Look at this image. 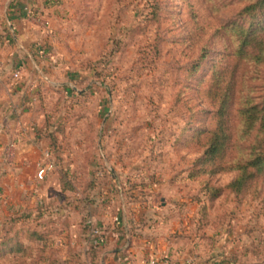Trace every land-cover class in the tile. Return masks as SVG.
<instances>
[{
  "label": "rangeland",
  "instance_id": "374dc122",
  "mask_svg": "<svg viewBox=\"0 0 264 264\" xmlns=\"http://www.w3.org/2000/svg\"><path fill=\"white\" fill-rule=\"evenodd\" d=\"M244 6L0 0V264H117L140 239L173 264H264V170L232 186L264 155V127L239 119L264 106V65L234 54L238 27H264ZM211 86L231 140L206 162Z\"/></svg>",
  "mask_w": 264,
  "mask_h": 264
},
{
  "label": "trees",
  "instance_id": "16d2710c",
  "mask_svg": "<svg viewBox=\"0 0 264 264\" xmlns=\"http://www.w3.org/2000/svg\"><path fill=\"white\" fill-rule=\"evenodd\" d=\"M239 1L241 4L245 5L239 13L241 17L250 18L256 14H264V0ZM257 26L252 31L245 30L242 26L236 29L238 36L236 38V51L234 54L237 59L247 63L250 61L259 65H264V27H261L258 31L259 27ZM207 95L218 102V107L215 114L214 129L205 136L206 149L203 156L206 162L222 158L231 140L230 130L227 129L226 120V107L228 105L222 100L224 95L219 96L217 88L213 86L208 89ZM239 119L240 123L248 129L252 127L255 128L257 125L264 127V106L260 107L257 104L245 103L244 109L239 112ZM237 166L240 174L233 182L232 186L239 191L246 183V179L251 171L250 168L255 169L257 173L264 170V155H251V157L247 158V161ZM92 249L94 250L95 248ZM90 260L91 262L95 261V257L91 256Z\"/></svg>",
  "mask_w": 264,
  "mask_h": 264
},
{
  "label": "crops",
  "instance_id": "0c3cea01",
  "mask_svg": "<svg viewBox=\"0 0 264 264\" xmlns=\"http://www.w3.org/2000/svg\"><path fill=\"white\" fill-rule=\"evenodd\" d=\"M21 21H24V20L21 17H18L16 14L12 15V17H9L8 19H6V23L8 24L9 32H10L11 36H12V33L14 34L13 35L14 38H17V37L18 38H24V37L27 36L23 32L18 31L19 23ZM16 32H18V33H16ZM12 75H13V73H12ZM14 91L15 90L12 89V94L15 93ZM16 106H17V103H15L14 99L12 98V108H14ZM22 128H23V126L19 125L18 127L13 128V130L17 131L16 133H20L21 131H19V130H21ZM26 133H27V131H26V129H24V135ZM29 145H30V143H23L25 151H26V149H29V147H28ZM140 240H141V244L138 245V241H137V245L136 246H144L143 249H136V248L130 249V251H129L130 255H128L126 258L125 257H120V258L114 257V260L117 259V264H129V263H132V262H134L135 264H146L147 259L150 258V257L161 258V257L166 256V255H162L161 256V254H156V253H154L152 251H149V250L147 251L146 248H147V246H150V245L148 244L146 239H140ZM148 253L150 255L149 257H147ZM157 253H158V251H157ZM153 254H154V256H153ZM208 256L211 257L212 254L210 253ZM171 260H172V258H171ZM185 260H183V261H185Z\"/></svg>",
  "mask_w": 264,
  "mask_h": 264
},
{
  "label": "built area",
  "instance_id": "2783aa9c",
  "mask_svg": "<svg viewBox=\"0 0 264 264\" xmlns=\"http://www.w3.org/2000/svg\"><path fill=\"white\" fill-rule=\"evenodd\" d=\"M16 77V75H14ZM45 169H42L39 171L38 173V179H42L43 176H44V173H45ZM89 237H91V240L89 241V244L92 246H98V245H101L103 240H102V237H101V233L98 231V230H92V232L90 231V235ZM146 264H173V261L164 256V257H161V258H154V257H150L147 259V262Z\"/></svg>",
  "mask_w": 264,
  "mask_h": 264
}]
</instances>
